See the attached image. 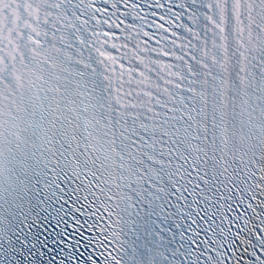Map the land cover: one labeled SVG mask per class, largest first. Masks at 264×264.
Masks as SVG:
<instances>
[{
	"label": "snow or ice",
	"instance_id": "snow-or-ice-1",
	"mask_svg": "<svg viewBox=\"0 0 264 264\" xmlns=\"http://www.w3.org/2000/svg\"><path fill=\"white\" fill-rule=\"evenodd\" d=\"M0 264H264V0H0Z\"/></svg>",
	"mask_w": 264,
	"mask_h": 264
}]
</instances>
